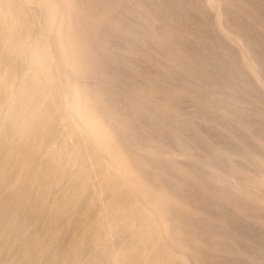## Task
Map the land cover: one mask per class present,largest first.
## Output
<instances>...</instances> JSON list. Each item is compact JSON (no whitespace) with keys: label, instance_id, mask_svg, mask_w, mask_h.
<instances>
[{"label":"rangeland","instance_id":"obj_1","mask_svg":"<svg viewBox=\"0 0 264 264\" xmlns=\"http://www.w3.org/2000/svg\"><path fill=\"white\" fill-rule=\"evenodd\" d=\"M74 1L79 11L78 18L83 22L75 31L88 45L85 59L77 61L87 65L90 76L79 79L71 74L68 70L69 59L65 62L53 50L55 79L48 86L52 95L39 101L37 117L33 123L34 130L37 131L38 128L41 130L38 132L43 134L31 135L29 138L18 137L19 140L15 138L18 141L15 140L13 146L8 142L1 148L0 264H93L96 259L99 260L98 264H109V260H115L113 252L127 245L128 232L123 229L130 220V209L114 229L103 228L92 235L89 232L94 218L101 216L102 205L109 200V195L104 194L99 201L96 199L93 202L95 197L92 188L88 187L90 191L85 188L75 198L74 204L64 202L61 208H56L59 203H63L64 191L70 182L83 172V167H87L80 163H76L74 167L65 166L68 156L64 157L61 152L64 141L69 142L70 147L74 146L73 143H78L80 148L73 153L81 152L85 157L99 145L103 158L110 164L114 163L104 140H99L93 133H83V136L89 137L87 139L74 132L75 126L71 121L73 111L67 102L72 103L71 98L76 89L99 92L102 99L100 106L93 103L99 119L113 127L117 126L114 127L116 134L122 133L119 137H127L124 138L128 140L123 148L126 153L130 148L127 153L130 160L135 163L149 186L165 194L171 201L170 211L160 217L168 230L161 226L145 233V240L150 239L145 245L147 252L161 250L163 246L160 243L165 241L178 254V259L173 264H182L179 259L183 257V264L185 261L186 264H264V187L262 189L252 182L262 179L264 175V167L253 164L255 157V161L262 157L264 163V77H256L248 66L251 61L243 43L232 34H225L224 27L218 24L223 22L222 6L216 4L213 9L206 5L207 11L212 15L209 12L204 15L200 10L202 0ZM255 1L256 8L260 7L259 2L264 3V0ZM23 2L28 7H40L39 0ZM37 9L36 13L42 19V14ZM72 20L75 22L76 17L72 16ZM212 23H215V27ZM245 23L252 24L247 18ZM256 31L257 35L263 30L256 25ZM255 34L252 37L257 39V46L264 54V40ZM151 37H154L153 40ZM29 43L30 41L27 42L28 45ZM24 55L21 53V57L17 58L18 78L12 86L13 99L26 98L24 89L29 79L27 77L32 75L38 65L37 62L24 59ZM8 62L5 61L0 66V74L4 72ZM243 80L252 85L248 90L245 89ZM141 89L146 91L142 92ZM149 90L152 91V97L155 94L159 99L161 92L167 101L161 98L160 102L163 99L167 104L156 103L158 98L155 95L151 98ZM166 93L167 96H164ZM135 95L139 100L133 98ZM148 98L154 101L151 102ZM121 104L124 105L121 107ZM14 105L18 106V102ZM107 107L110 108L105 110ZM126 108L136 111L129 114L130 110ZM167 108L171 110L166 111ZM9 113L7 107L0 108V132L10 122ZM74 116L79 119L77 114ZM164 122L168 123L165 126L167 128L164 127ZM169 124L174 127L170 128ZM144 127L148 128V133L143 130ZM132 128L133 132L130 131ZM139 128H143L142 131ZM135 131L141 134L136 135ZM137 138L141 140L138 141ZM145 139L154 144L145 143ZM21 144L22 150L25 148V156L20 154L18 160L16 151L18 147L21 150ZM131 144H134L135 149L132 151L136 154L130 152ZM251 154L255 157H251ZM22 160L24 164H21ZM4 163L6 171L2 166ZM98 167L96 165L92 168L93 180L98 181L99 189L106 192L105 188L109 183L107 176L111 168H108L110 165L106 168ZM65 169L68 170L67 177L56 185V179L62 180L58 177L59 172ZM245 176H249L250 180L245 179ZM4 178L6 183L3 184ZM45 184L52 185L49 191L44 190ZM22 191L28 196L19 204L18 198ZM137 200L139 201L134 205L138 206L140 197ZM96 203L98 206L94 205ZM53 208L56 213L52 218L49 210ZM232 210L234 214L231 213ZM226 219L227 227L224 224ZM2 233L6 234L3 236ZM129 233L131 234L130 231ZM174 233L188 246L186 249L174 246L170 240ZM148 234L150 235L147 236ZM158 239L160 242H157ZM84 241L86 242L81 249L80 242ZM112 242L117 248L119 244L120 246L118 249L111 246L110 253L108 246ZM26 249L28 252L24 254ZM75 250H80V253L77 251L76 255ZM73 253L76 259L75 256L73 258ZM143 259H139L137 264H143ZM118 260L119 264L123 263L122 259Z\"/></svg>","mask_w":264,"mask_h":264},{"label":"bare ground","instance_id":"obj_2","mask_svg":"<svg viewBox=\"0 0 264 264\" xmlns=\"http://www.w3.org/2000/svg\"><path fill=\"white\" fill-rule=\"evenodd\" d=\"M39 1H40V7H36V6H33V7L29 6L28 7L23 2V0H0V66L3 63H5V61H9L8 64L6 63L7 65H5L4 72L2 74H0V108L7 107V110H10V113H9V121L10 122L8 123V126L5 127L4 129H2L1 132H0V153H1V148L3 147V145L8 144V142L10 143V145L13 146L15 140H17V139L19 140L20 137L26 136V137L29 138V136H31V135H35L36 136L37 134L40 133L38 131H41V130H39L38 128L36 129L37 131L34 130L33 123H34V121H35V119L37 117V107H38L39 101L44 99V98H46V97H50L52 95V92L49 91L48 86L52 85L53 81L55 79L54 73H53L54 72L53 65H54V60H55L53 50L55 51V53H57L59 55V57L64 58L65 62H66L67 58L69 59V61H68V70L70 71L71 74H74L79 79H85V78L90 76L89 70L87 69V65H85L81 61H77V60H80V59L81 60L85 59L86 47L88 45L86 44V42H84L78 36V34H76V31H75L76 27L83 23L78 18L79 11L76 8V2L74 0H39ZM253 1L256 2L255 0H219V3H218V0H202V3H200L201 4L200 5V10H201V12H203L204 15H206L209 12V11H207L208 8H207L206 5L210 6L209 8H213V9H214L216 4L222 6L221 10H222L223 22H221L222 19L220 20L221 23H218L219 22L218 20L216 22L224 27V32H226L225 34H228V33L232 34L233 36L237 37V39H239L243 43L244 50H245V52L246 51L248 52V55H249V58H250V61H251V63L248 64V66L256 74V77L257 76L264 77V54L257 46L258 45L257 39L255 40L252 37V35L257 33L256 25H258V27H260L263 31H259L260 33L257 34V35L255 34V35L257 37H260L261 39L264 40V3L259 2L260 7L256 8L255 7V3ZM230 6L234 7V9H232ZM37 8H39L40 14H42V19L36 13L37 10H38ZM210 14L212 15V13H210ZM72 16L76 17L75 22L72 20ZM220 18H222V17L220 16ZM245 18H247L249 21L251 20L252 24H246L245 23ZM217 19H219V18H217ZM212 25H213V23H212ZM213 26L215 27V23H214ZM211 29H213V28H211ZM3 31H5L4 34L2 33ZM214 31L217 32V29H214ZM150 36H147V38H149ZM152 36H156V35L153 34ZM227 36H229V35H227ZM99 37L102 38V36H99ZM153 38H152V40H153ZM99 40H101V39L99 38ZM28 41H30L29 45L27 44ZM101 42H103V41L101 40ZM26 44L28 45L27 47H26ZM94 46H95V44H94ZM99 46H100V44H99ZM101 46L104 47V44L103 45L101 44ZM96 49H97V47H96ZM21 53L25 54L24 57H23L24 59L32 61V62H37L38 65H37V68L35 69V71L32 73V75L27 77L29 79H28L27 85L25 86V89H24V93H26V98L25 99L21 98L19 100V99H13L15 97L14 96L12 97V86H13L14 82L18 78V71H17L18 59L17 58L21 57L20 56ZM244 55H245V53H244ZM185 60H187V59H185ZM178 67H176V68H178ZM187 72H188V70H187ZM154 77H157V76H154ZM146 78H148V77H146ZM258 79H259V77H258ZM164 81H166V80L164 79ZM248 82H245V81L243 82L244 85H245V89L246 90H248L249 86L251 85V84L249 85ZM149 83H151V82H149ZM151 85H152V83H151ZM172 89H174V88H172ZM138 91H140V90H138ZM143 91H144V89L142 90V92ZM150 91L151 90H149L148 92H150ZM162 92H163V90H162ZM164 92H165V90H164ZM167 93H166V95L165 94H163V95L167 96ZM145 94L148 95L147 93H145ZM150 95H151V98H153L155 94L153 95V97H152V93ZM171 95H172V93H171ZM159 96H161V98H164V100L167 101V99H165L166 97H162L161 92H160ZM173 96L176 97V95H173ZM142 97H144L143 94H142ZM168 97L170 98V96H168ZM178 97L180 98V96L177 95L176 98H178ZM133 98L138 99L137 96L133 97ZM155 98H158V100H159L158 102H156V100H155V102L159 103L161 98L159 99V97H156V95H155ZM132 99H131V101H133V102L136 101V100H132ZM149 99L150 98H148V100ZM151 100H149V101H151ZM71 101H72V103H70L69 101L67 103H68V106L70 107L71 111H73L72 112L73 116H72V120L71 121H72L73 125L75 126V131L74 132L76 134H79V135H82V136H83V133H85L86 135H87V133L88 134L93 133L96 136V138H98L99 140H101V139L104 140L106 142V144H107V151L112 156L114 163L113 164L111 163L112 164L111 165L110 162H108L106 159L103 158V156L101 154V147L99 145H97L96 148L92 149V152L87 157H85V155L82 154L81 152H76L77 154L73 153L74 151H76V150H78L80 148V145H78V143L75 142L76 144L73 143L74 146L72 145L73 147H70V143L64 141L63 142V147L61 149V152H62V155H64V157L68 156L67 157V163L65 164V166L66 167H68V166L69 167L70 166L74 167V165L76 163H80V164H83V165H87V167L86 166H85V168L83 167V169H82L83 172H81V174L76 175L75 178L73 179V181L70 182L71 185L69 184L67 186V188L65 189V191H64L65 196H64L63 203H59V204L57 203L58 205L56 206V208H61L63 206V204H65L64 202H66V204H69V203L73 202L72 204H74V200L77 199V196L80 193H82L85 188H88V187L92 188L91 191L93 192V196L95 197L93 199V202L96 201V199H98V201H99V198H101V196H104V194L105 195L107 194V195H109V196H107L109 200L106 202L107 204L106 203H104L105 205L103 203H102L103 205L101 204L102 205V209L101 210H103L101 216L94 218V221L92 222V225L89 226L90 227V231L89 232H90L91 235L93 234V232H98L99 230H101L103 228L104 229H109V230L114 229L120 222H122V219H123L124 215L128 212V210L129 209L131 210L130 211V215H131L130 216V220L124 225V229H123V230H126V232H128V235H127L128 236V239H127L128 242L126 241L127 245H126L125 248L124 247L123 248L120 247V249H118L120 244H119V246L117 248L116 244H115V246H116L115 247L114 244H113L114 242H112V245L108 246L109 247V252L111 253V249H112L111 246L112 247L114 246L115 249L117 248L118 250H115L116 252L114 250H113L114 252L112 251L113 255L115 254V260H112V261L109 260V262L110 263L113 262L111 264H119V260L118 259H122L123 263L125 262V264H137V263H139L138 262L139 259L144 258L143 260L145 261L144 262L145 264H173L175 261H177V259H178L177 255L178 254L175 253V250L169 245V243L164 241L165 239L163 240L164 242L160 243V245L163 246L161 248V250H159V251L156 250L157 252L153 251V253H152V251H150L151 256H150V253L147 252L148 250H145V247L148 244L147 242H150L149 241L150 239L148 241L145 240V236H146L145 233L147 231L148 232H149V230L153 231L154 228L158 229L161 226H162V228H163V226H165L166 230H168L165 222L160 220L161 219L160 217H164V214L169 212L170 209L172 208L170 199L165 194L159 192V190H156V189L150 187L149 184L147 183V181L144 179V177L141 174V172L136 167L135 163L130 160V158H129L128 154H127L128 150L130 148L127 150V153H126V150H124V148H123L124 145L126 146V144H125L126 140H128V139H124V138H127V137H119L120 135H122V133L119 134V135L116 134L115 128L117 126H114L115 127L114 128L111 124H107V122L105 123L104 121L99 119V113H98V111L96 110V108L93 105L94 102L96 104H98V105L101 104V102H102L101 96L99 95L98 91L93 93V92H90V91H87V90L83 91L81 89H76L73 92ZM152 101H154V99ZM199 101H200V99H199ZM16 102H18V106L14 105ZM144 102H145V100H144ZM162 102H164L163 104H165V103L167 104V102L163 101V99H162ZM162 102H160V103H162ZM136 104L137 105L139 104V106L141 105L140 103H136ZM123 105L121 104V107ZM128 105H130V104H128ZM139 106H137V107L139 108ZM157 106H159V105H157ZM130 107H131V105H130ZM133 107H134V105L132 106V109H133ZM164 107H166V106H164ZM109 108L107 107V108H105V110L109 109ZM126 109L130 110L131 108L130 109L126 108ZM167 110L170 111L171 109L169 110L167 108L166 111ZM56 111H57V109H56ZM118 111H120V110L118 109ZM127 111H125V112H127ZM131 111L132 110L128 111V113L131 112ZM133 111H136V110H133ZM103 112H105V111H103ZM108 113L110 114V111ZM124 113H122V114H124ZM74 114H77L79 119L75 118ZM58 116L60 118L63 117V119L65 118L64 116H62V117L60 115H58ZM70 118H71V115H70ZM112 119H114V118H112ZM122 119H124V118H122ZM120 120H121V118H120ZM167 122H164V127L168 126ZM139 123H140V121H139ZM166 123H167V125H165ZM112 124H114V122ZM129 124H130V126H129V129H130L131 123L129 122ZM114 125H116V124H114ZM169 126H170V124H169ZM145 127H147V125H145ZM172 127H174V126H170V128H172ZM165 128H167V127H165ZM133 129L134 128H132L130 131H132ZM142 129H140L139 131H142ZM146 129H148V128H145L143 130H145V132L147 131V133H148V130H146ZM168 130H170V129H168ZM135 133H136V131H135ZM40 134L42 135L43 133H40ZM40 134L38 136H40ZM137 134H141V133L137 132L136 135ZM134 136H135V134H134ZM83 137H87V136H83ZM15 138H17V139H15ZM28 138H26V139H28ZM43 139L44 138L41 137V140H43ZM87 139H89V137H87ZM139 139L141 140V138H139ZM139 139H138V141H140ZM92 140H94V139H92ZM146 141H145V143H148V141L147 142ZM142 142H144V141H142ZM142 142H140L141 145L143 144ZM49 143H50V141H49ZM127 143H129V142H127ZM148 144H154V143L150 142ZM148 144H146V145H148ZM131 145H132L131 146L132 148H131L130 152H133L132 150L135 149L133 147L134 144H131ZM180 145H179V147H180ZM22 146L23 145L21 144V146H20L21 150H19V147H18L17 151L14 150V151H16V155L18 154V157H17L18 160L20 158L19 157L20 154L22 155V157L25 156V150H24L25 148L23 149L24 150L23 151L22 148H21ZM41 146H39V147H41ZM45 146H46V144H45ZM136 146H138V145L136 144ZM46 147L49 148L48 146H46ZM150 148H151V146H150ZM141 149H142V147H141ZM18 150H19V152H18ZM152 150H154V149H152ZM144 152H145V150H144ZM137 153L140 154V152H137ZM40 154H42V153H40ZM74 154H75V156L73 157ZM133 154H136V153L133 152ZM197 155H200V153L199 154L197 153ZM248 155L250 156V153H248ZM251 157H253L252 154H251ZM259 157L260 156H258V158ZM8 158L10 159L9 156L7 157V159ZM13 158H14V156H13ZM152 158L156 159L158 157L155 158L154 156H152ZM258 158H257V160H258ZM261 158L262 157L259 158L260 160L255 161V159H256V157H255V159H254L255 163H253L254 166L256 165L257 167H260V168L264 167V163H263V160H261ZM160 159H162V158H160ZM156 162H158V161H156ZM248 162H250V161H248ZM21 164H24L23 160H22ZM62 165H58V166L61 167ZM96 165H98L100 168H102V167L106 168V167H108L110 165V167H108V168H111V172L110 173L108 172L109 174L107 176V179L109 180V183L107 184V188H105L106 192H105V190L102 191V190L99 189L100 187H98V181L93 180L94 177L92 176V172H93L92 168L94 166H96ZM2 166H3L4 171H6L5 163ZM56 168H57V166H56ZM11 170H12V168H11ZM261 170H263V169H261ZM31 171H33V170H31ZM67 171L68 170L65 169L64 171L62 170L61 172H59L58 177H61L62 180L56 179V181H55L56 185L61 183L67 177V175H68ZM69 171H70V169H69ZM95 172L96 171H94V173ZM56 173H58V172H56ZM94 173H93V175H94ZM5 174H6V172H5ZM245 179H249V176H245ZM48 181L49 180H47V182ZM149 182H151V181H149ZM252 182H255V184L258 187L260 186L263 189V187H264V175H263L262 179L261 178L260 179H255ZM4 183H6V179L5 178H4L3 184ZM257 186H256V188H257ZM51 187H52V185H46L44 190L49 191L51 189ZM105 187H106V185H105ZM132 187H133V189H132ZM90 188H88V190ZM27 196H28L27 193L22 191V193L19 195L18 203L21 204L22 202H24V200L27 198ZM240 196H238V197H240ZM107 197L105 199H107ZM139 197L141 199V202L138 204V206H137V204L134 205V203L136 201H139V200H137ZM246 198H249V197H246ZM42 199H44V198L42 197ZM10 202H11V200H10ZM40 202H41V200H40ZM243 202H244V200H243ZM248 202L245 203V204H248ZM179 204H180V202H179ZM94 205H97V203L94 204ZM101 205H100V207H101ZM176 205H177V203H176ZM135 206H136V208H135ZM241 206H244V205L242 204ZM131 207H132V209H131ZM68 208H69V206H68ZM62 210H63V208H62ZM62 210H60V211H62ZM80 210L81 209H79V211ZM92 211H93V209L90 212H92ZM77 212H78V210H77ZM49 213H50V217L53 218L55 216L56 209L53 208V209L49 210ZM231 213L234 214L233 210H232ZM44 214H45V212H44ZM196 215H197V213H196ZM56 216H58V215H56ZM172 219H174V218H172ZM1 220H2V218H1ZM61 220H63V219L61 218ZM65 221H67V220L65 219ZM214 221H216V220H214ZM221 222H224V220L221 221ZM226 222H228L227 219L224 222L225 226H226ZM75 224H77V223H75ZM173 224H174V222H173ZM215 224H217V223H215ZM135 225H136V227H135ZM55 226H57V225H55ZM222 226H223V224H222ZM222 226H220V228H224ZM69 227L71 228V225ZM11 228L9 227V229H11ZM132 230H134V231H132ZM1 231H2V226H0V232ZM56 231H59V230H56ZM129 231L131 232V234L129 233ZM87 232H88V230H87ZM158 232H159V230H158ZM4 234H6V233H4ZM4 234H3V236H4ZM149 235L150 234H148L147 236H149ZM171 236L170 237L172 239H170V240H171L172 243H174V246L176 245V246H178V248L179 247L182 248V250L184 248L186 249L188 247V246L187 247L185 246L183 240L179 239V237L176 236L175 233L173 235H171ZM82 239H84V238H82ZM85 242L86 241L80 242L81 243L80 245L82 246L81 249H83ZM157 242H160V240L157 241ZM75 245H76V243H75ZM123 246H125V245H123ZM76 247H74V248L76 249ZM114 247H113V249H114ZM157 248H160V247L158 246ZM77 251L80 253V250H75V253ZM27 252H28V250L26 249L24 251V254H27ZM189 252H188V254H189ZM77 253H76V255H77ZM19 255H21V254H19ZM74 256H75V254L73 255V258H74ZM28 258H29V256H28ZM71 258H72V256H71ZM109 258H110V256H109ZM183 258L179 259V261L182 260V264H183ZM75 259H76V256H75ZM71 261L74 262L73 260H71ZM98 262H99V260L96 259V260H94L93 264H98ZM184 263L186 264V261ZM198 263H199V261H198Z\"/></svg>","mask_w":264,"mask_h":264}]
</instances>
